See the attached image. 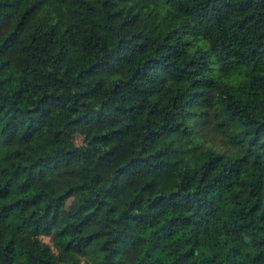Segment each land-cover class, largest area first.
I'll use <instances>...</instances> for the list:
<instances>
[{
    "label": "trees",
    "instance_id": "1",
    "mask_svg": "<svg viewBox=\"0 0 264 264\" xmlns=\"http://www.w3.org/2000/svg\"><path fill=\"white\" fill-rule=\"evenodd\" d=\"M0 264H264V0H0Z\"/></svg>",
    "mask_w": 264,
    "mask_h": 264
},
{
    "label": "rangeland",
    "instance_id": "2",
    "mask_svg": "<svg viewBox=\"0 0 264 264\" xmlns=\"http://www.w3.org/2000/svg\"><path fill=\"white\" fill-rule=\"evenodd\" d=\"M209 134L212 135V132H209ZM74 141L76 143H78L80 141V136L79 135H75ZM40 238L43 241L47 242L50 245V247L53 249V245H52L50 239L48 238V236L42 235V236H40ZM79 260L82 263V262H85L87 260V258L85 256H83V255H79Z\"/></svg>",
    "mask_w": 264,
    "mask_h": 264
}]
</instances>
